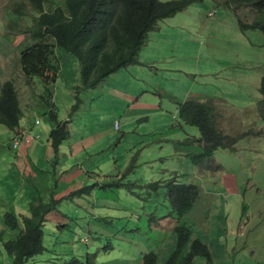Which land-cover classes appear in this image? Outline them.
<instances>
[{"label": "rangeland", "instance_id": "rangeland-1", "mask_svg": "<svg viewBox=\"0 0 264 264\" xmlns=\"http://www.w3.org/2000/svg\"><path fill=\"white\" fill-rule=\"evenodd\" d=\"M21 1L26 2L0 0V86L13 83L19 124L26 132L31 128L32 137L40 138L41 131L45 139L56 125L49 107L57 122H66L68 135L56 151L49 144L48 152L41 151L34 160L27 155L36 180L17 172L19 149L12 147L17 134L0 124V226L5 214H13L23 227L22 216H29L35 203L46 204L40 201L42 193H52L76 142L81 151L70 165L78 162L102 181L99 190H120L116 201L94 204L78 196L68 209L57 207L66 221L44 223V250L29 262L120 264L139 250L150 252L147 243L159 239L154 228L158 220L164 228L166 218L178 222L165 200V183L175 180L198 188L192 209L179 219L191 238L210 251V261L195 257L194 264H264V121L256 106L262 98L258 88L264 76V33L251 26L264 21V11L235 10L224 0H195L146 34L138 55L141 64L127 68H133L134 80L124 69V74H113L121 77L113 93H102V82L76 92L78 61L48 36L44 42L52 44L45 56L56 65L54 81L47 85L38 76L23 75L19 59L32 39L22 32L33 26L35 14L26 2L23 15H14L13 6ZM192 99L216 103L221 131L238 137L251 128L259 134L240 138L233 149L218 148L194 164V154L201 151L200 131L182 122L177 111L178 103ZM93 136L97 142L92 147ZM18 139L21 144L20 135ZM42 170L50 182L47 191L42 190ZM88 188L92 191V183ZM48 213L53 218L56 211ZM0 233V264H12L3 242L15 239L18 231L3 226ZM157 245L151 251L159 256L156 264H164L162 255L176 245L175 233Z\"/></svg>", "mask_w": 264, "mask_h": 264}, {"label": "trees", "instance_id": "trees-1", "mask_svg": "<svg viewBox=\"0 0 264 264\" xmlns=\"http://www.w3.org/2000/svg\"><path fill=\"white\" fill-rule=\"evenodd\" d=\"M193 1L195 0H26L35 15L33 26H28L22 32L31 37L32 43L20 56L21 71L27 78L40 77L47 85L54 81L56 65L48 62L47 55L45 56V50L52 44L44 42L48 36L54 46L76 57L80 78L76 92L80 89H94L105 77L117 70L140 64L138 55L146 34L159 20L170 17ZM26 2L15 3L12 13L22 16ZM223 4L235 10L250 7L259 12L264 11V0H224ZM251 26L264 33V21L253 22ZM258 91L262 96L256 102L258 117L264 121V76ZM215 104L211 99H192L177 104L178 118L198 127L200 131L197 139L201 151L194 154V164L201 159L210 158L218 148L233 149L240 138L259 134V131L253 132L249 128L236 137L218 129ZM48 114L56 122L48 137L51 147L56 151L58 145L67 138L66 122H57V114L52 107L48 108ZM20 117L16 89L11 81H5L0 86V124L14 131ZM165 192V200L178 222L173 228L176 245L164 264H194L195 257L210 261L207 245L197 238H191L189 227L179 223V219L192 209L198 197L197 186L174 180L165 183ZM51 208V203H35L30 208V215L22 216L23 227L19 226V221L13 214H5V226L18 231L15 239L3 242L12 264H32L29 260L44 250L41 227ZM187 247L188 250L185 251ZM156 263L157 256L154 252L142 255V264Z\"/></svg>", "mask_w": 264, "mask_h": 264}, {"label": "crops", "instance_id": "crops-1", "mask_svg": "<svg viewBox=\"0 0 264 264\" xmlns=\"http://www.w3.org/2000/svg\"><path fill=\"white\" fill-rule=\"evenodd\" d=\"M129 66H131V65H129ZM127 68H128V66L123 67L117 71L126 69L129 73L131 79L134 80V77H133L134 73L131 71V70H133V68L132 69H127ZM116 72H114V73H116ZM120 72H121V74L125 73L124 71H120ZM114 73L105 77L101 81L102 82V85H101L102 93H107V92L113 93V91L116 90V88H117L116 85L120 81L121 77L114 78V76H113ZM142 97H143V95H141V98ZM141 98L138 97L136 101H140ZM132 99L129 101L132 102ZM34 125H37V124H35V121H34ZM26 128L27 127H21L20 124H18L17 128L13 132L16 134L26 133L30 136L31 132L29 130L31 128L28 130V132H26L27 131ZM113 128H114V125H113ZM39 133L41 136L45 134L41 131ZM122 135H124V134H122ZM41 136H40V138L38 137L39 140L35 141V139H37L35 136V139L31 140L30 143L26 144L24 142H21V144H19L17 146V148L19 149V152L21 154L19 152L17 153L15 160H14V165L16 166V168H17L16 170L19 173V175L24 174V175L33 177L36 180H39L37 178L38 174H36V173L32 174V172H31L30 167H32V163L31 162L29 163V160L27 159V155L30 154L31 158H33V160H34V156L36 154H39L41 151L46 152V153L48 152V146L50 144L49 138L47 136L44 139ZM93 137H94L93 142H91L92 147L97 142V137H95V136H93ZM102 139H104L103 135L101 136L100 140H102ZM85 140L86 139H84V141ZM80 151H81V149H80L79 143H77V142L74 143L73 147L71 148V152H70L71 158L68 159V157H66L70 161L66 162V166H64L65 168L57 176V180L55 182L54 190L52 191V193L50 195L42 193L43 197L41 198V196H40V198H41L40 201H42L44 203H51L52 209L54 211H56L53 218H52V215H50L49 213L46 214L45 223L60 224L61 222L66 221L65 218L63 217V215L60 214L58 208L62 207V208L68 209V207H70V205L73 204L74 198L78 197V196L81 198H84L86 201H89L90 199H92L91 201L94 204H96L98 201H100L101 203H107L109 201H113V200L116 201L118 199V195H119L118 192H120V190L117 191V189H115L112 192L111 189H109V190L105 189V190L101 191L98 188L101 187V184L99 185V183H102V181L99 182L98 180H96L95 175L91 176L90 174H88L87 171H85V167H82L81 164H79L78 162H74L72 165H70L72 163L71 161H73V160L76 161V158L79 154L78 152H80ZM22 165H23V167H22ZM55 168H57V164L55 165ZM27 170H29L30 172L28 173ZM41 172H42V174H40V175H41V177H43V180H40V181H42V190L47 191L49 189L48 185H50V182L47 181L48 177H47V175H45L44 171L42 170ZM90 183H92V185H93L92 191H90L88 188V184H90ZM102 187H104V186H102ZM91 195H92V198H90ZM33 197H35V196H33ZM17 199H18V197H17ZM17 199H16V201L18 202ZM160 221L161 220H158V222L154 225V228L157 229L156 232H157V235L159 236L160 240L155 239L154 245H151V241L148 242L146 251L153 250V247L156 250V248L158 247V245H157L158 242H160V244H163V242H165L167 239H169L173 234L172 229L176 225V221L169 220L168 218H166V221H167L165 224L166 228H164V226L162 225V223H160ZM148 225L151 227L150 221H149ZM3 226L5 228H7L3 222V224L0 226V229L2 230V232H3ZM140 227L142 228L143 224L140 225ZM149 231H151V230L149 229ZM173 248L174 247L172 246L171 250L170 251L168 250L169 252L162 255V262H165V260L169 256V254L172 252ZM144 252H145L144 250H139L137 253H132L131 256L127 255V257H123L120 260V264H142V255L144 254ZM156 256H157V261H158V257H159L158 254ZM110 260H114V258H111Z\"/></svg>", "mask_w": 264, "mask_h": 264}, {"label": "built area", "instance_id": "built-area-1", "mask_svg": "<svg viewBox=\"0 0 264 264\" xmlns=\"http://www.w3.org/2000/svg\"><path fill=\"white\" fill-rule=\"evenodd\" d=\"M38 123H39L38 120H36V121H35V124H38ZM114 129H115V130L118 129V123H117V122L114 123ZM18 135L21 136V142H24V143H26V144L30 143L31 140L35 139V137L29 136V135L26 134V133H19V134H17V136H16V138L14 139V142H13V144H12V147H13V148H17V146L20 144L19 139H18ZM37 137H38V136H36V138H37Z\"/></svg>", "mask_w": 264, "mask_h": 264}, {"label": "clouds", "instance_id": "clouds-1", "mask_svg": "<svg viewBox=\"0 0 264 264\" xmlns=\"http://www.w3.org/2000/svg\"><path fill=\"white\" fill-rule=\"evenodd\" d=\"M36 121V120H35ZM118 130V129H117ZM19 134V133H18ZM31 136V135H30ZM36 136H38V135H36ZM38 138V137H37Z\"/></svg>", "mask_w": 264, "mask_h": 264}]
</instances>
